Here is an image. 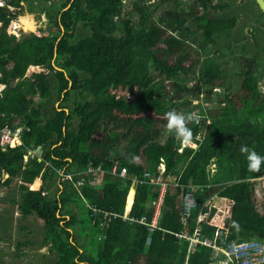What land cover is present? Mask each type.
<instances>
[{
	"label": "trees",
	"instance_id": "1",
	"mask_svg": "<svg viewBox=\"0 0 264 264\" xmlns=\"http://www.w3.org/2000/svg\"><path fill=\"white\" fill-rule=\"evenodd\" d=\"M27 1L7 0L13 12L0 7V126L22 127V145L0 150V187L17 183L11 203L21 217L43 221L53 264H209V249L188 254V243L174 236L197 226L218 247L264 242V193L258 201L253 185L264 164L250 169L241 151L264 155L260 44L253 40L251 58L238 57L232 88L221 47L203 55L237 26L236 15L222 13L228 1L43 0L50 31L9 35ZM79 23L89 35L73 42ZM53 87L61 104L44 120L33 98L48 100ZM170 110L198 117L189 122L196 150L178 152ZM115 164L125 177L110 173ZM56 170L70 178L61 180ZM37 178L40 188L29 190L38 188ZM162 184L158 226L150 229ZM191 186L195 207L183 222Z\"/></svg>",
	"mask_w": 264,
	"mask_h": 264
},
{
	"label": "rangeland",
	"instance_id": "2",
	"mask_svg": "<svg viewBox=\"0 0 264 264\" xmlns=\"http://www.w3.org/2000/svg\"><path fill=\"white\" fill-rule=\"evenodd\" d=\"M127 1L128 0H125L124 3H128ZM217 1H228L229 6L228 8L226 7L222 13L225 16L236 15L238 17V23L229 35L220 38V44L218 46L209 48L203 55L206 56L208 53L221 47V50L225 54L222 60L225 59L227 63L230 64L229 69L223 64V78L226 80V86L232 88L238 85L236 79L232 76V72L236 71L239 67L238 57L251 58L258 50L260 52V54H258V62L262 64V69L264 71V55H262V47H264V15L258 12L256 5L250 0ZM48 4L49 2L46 3L43 0H29L25 2L23 4V14L32 15L35 25L32 30H26L23 26H20L19 30L37 34L50 31V27L47 26L48 21L45 12L42 11L44 5L48 6ZM53 9H56V7H53ZM160 13L161 11L157 12L156 16H159ZM55 31L58 32V28H55ZM88 35L89 30L85 29L79 23L72 41L74 42ZM253 40L260 44L257 50ZM230 50L232 53H230ZM258 70L261 72L260 66H258ZM83 78H85V76H83ZM50 81L54 86V78L52 76H50ZM81 81L83 83V80ZM165 88H169L168 83H165ZM88 98V96H85L84 100ZM33 100L42 105L44 120L51 118L53 115V107H58L61 104V101L57 98V92L54 87L52 88V94L48 100L42 101L37 96H35ZM195 103L196 102L193 101V104ZM70 104V102L67 103V105ZM18 121L19 120H16L14 123L17 124ZM103 176L104 175H102V177ZM253 185L255 195L258 201H261L264 193V177L255 180ZM51 189L52 191L50 192L53 194L55 189L53 185ZM130 193L133 195L132 189L129 190L126 196L127 200ZM17 195L16 182H13L10 187H0V237L3 239L0 243V264H53L55 261V254L49 252V248L42 246L40 228L43 226V221L35 216H30L28 218L21 217L17 211V207L13 206L11 203ZM221 216L222 214L219 215L218 218H223V216ZM206 248L209 249L211 253L209 264H228L230 261L227 259L226 262H224L222 260V254L212 251L210 247ZM232 259L233 257H231V260ZM255 262L257 263L258 259Z\"/></svg>",
	"mask_w": 264,
	"mask_h": 264
},
{
	"label": "built area",
	"instance_id": "3",
	"mask_svg": "<svg viewBox=\"0 0 264 264\" xmlns=\"http://www.w3.org/2000/svg\"><path fill=\"white\" fill-rule=\"evenodd\" d=\"M148 4L155 3L157 0H146ZM3 4V0H0V5ZM9 34H12L16 37L19 36L17 29H15V25L12 26V28L8 31ZM34 70H40L38 67H35ZM2 87L0 86V89ZM2 115H0V118ZM196 119L198 117L196 116ZM196 125L198 124V120L195 121ZM209 122L207 121V124ZM21 132L22 127H12L9 124L5 123L4 125L0 126V149L5 150V148H16L22 145L21 140ZM189 147L193 150L197 149V144L193 141L190 143H182L180 149L178 152H181L183 148ZM31 153V152H29ZM27 160V156H24V161ZM87 172H91L95 174V176L98 174L101 178L102 175H104L103 170L100 169V167L92 168L88 167ZM86 172V173H87ZM158 172L160 176L158 175L156 178V182L160 183L161 177L165 172V165L163 163V160L160 161ZM57 175L61 180L69 179V174H64L62 170H56ZM112 175H118V177H125L126 176V169L124 167H119L117 164H115L111 168ZM7 178V175L4 176V179ZM84 179H80L77 181V185H81L83 183ZM133 183L136 182L135 179L132 180ZM168 185V184H166ZM165 184L161 185L160 195L158 197V200L154 203L155 205V212L149 222L148 228H155L158 226L159 218H160V205L162 201V196L164 194ZM197 187L191 186L189 193L186 194L184 200H183V212H182V221L185 222L186 219L189 217L191 211L195 207V200H194V191ZM29 190H36L32 189V185L29 186ZM45 195V193H43ZM128 200L126 202V211L129 209ZM204 218L203 216H199L197 222L199 223ZM176 238L182 241H186L188 243L187 246V253H193L198 247H210L212 248V251L219 252L222 254V260L226 262V260H230L228 264H264V244L259 242H230L225 247H218L213 242L209 240V238L206 235L201 234V228L198 226L194 229V231L190 234L188 232L182 231L179 234H174ZM231 257L233 259L231 260ZM258 259V262L255 261Z\"/></svg>",
	"mask_w": 264,
	"mask_h": 264
},
{
	"label": "clouds",
	"instance_id": "4",
	"mask_svg": "<svg viewBox=\"0 0 264 264\" xmlns=\"http://www.w3.org/2000/svg\"><path fill=\"white\" fill-rule=\"evenodd\" d=\"M182 1H187V0H182ZM21 4L23 5L24 3H21ZM0 7H6L10 12L14 11V8L12 6H10L9 4H7V0H3V4L0 5ZM23 13L21 15H18L16 17V19L11 20V22L7 28V33L12 28V26L15 25V29H17V32L20 35L19 31H22V30H19V28L21 26L19 18L24 16ZM22 32H24V31H22ZM9 35H12V34H9ZM194 102H196V101H194ZM196 103H198V102H196ZM166 115L168 117V125H167L168 128L174 131L175 135L180 138L182 143H190L192 140V136H193V130H192V128L189 127V122L196 119V114L194 112L184 114V113H179L176 110H170L167 112ZM2 151H4V150H2ZM241 151L247 153L246 158L248 161V167L250 169L258 170L262 166V164H264V155H261L255 149H249L247 146H243ZM40 185H41V183L38 185V188L36 190H38L40 188ZM253 241L264 244V242L256 241V240L242 241V242H253Z\"/></svg>",
	"mask_w": 264,
	"mask_h": 264
},
{
	"label": "bare ground",
	"instance_id": "5",
	"mask_svg": "<svg viewBox=\"0 0 264 264\" xmlns=\"http://www.w3.org/2000/svg\"><path fill=\"white\" fill-rule=\"evenodd\" d=\"M19 21H20L21 26H23V28L26 30H32L35 25V21L32 15L30 14L20 17Z\"/></svg>",
	"mask_w": 264,
	"mask_h": 264
},
{
	"label": "water",
	"instance_id": "6",
	"mask_svg": "<svg viewBox=\"0 0 264 264\" xmlns=\"http://www.w3.org/2000/svg\"><path fill=\"white\" fill-rule=\"evenodd\" d=\"M254 2V4L256 5V7L258 8V10L264 14V0H252Z\"/></svg>",
	"mask_w": 264,
	"mask_h": 264
},
{
	"label": "crops",
	"instance_id": "7",
	"mask_svg": "<svg viewBox=\"0 0 264 264\" xmlns=\"http://www.w3.org/2000/svg\"><path fill=\"white\" fill-rule=\"evenodd\" d=\"M29 1V0H28ZM34 19V18H33ZM35 181H38V185L41 183V179L40 178H37ZM43 247H46V248H49V245H42ZM49 251V249H48Z\"/></svg>",
	"mask_w": 264,
	"mask_h": 264
}]
</instances>
